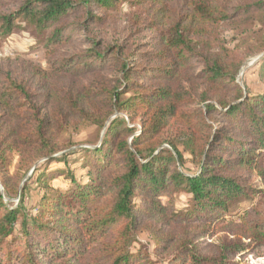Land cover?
Segmentation results:
<instances>
[{"label":"trees","instance_id":"16d2710c","mask_svg":"<svg viewBox=\"0 0 264 264\" xmlns=\"http://www.w3.org/2000/svg\"><path fill=\"white\" fill-rule=\"evenodd\" d=\"M122 9L154 35L146 49L90 37ZM250 13L264 17V0H20L0 14V37L27 22L48 64L0 63V264H242L264 248V211L232 215L263 196L264 93L238 87V65L201 41ZM77 43L89 47L69 54ZM83 125L100 136L92 148L58 142ZM169 127L196 172L175 143L162 152ZM8 151L24 173L10 174ZM30 157L45 162L22 182ZM140 233L150 252L133 251Z\"/></svg>","mask_w":264,"mask_h":264},{"label":"rangeland","instance_id":"374dc122","mask_svg":"<svg viewBox=\"0 0 264 264\" xmlns=\"http://www.w3.org/2000/svg\"><path fill=\"white\" fill-rule=\"evenodd\" d=\"M20 0H0V14L8 13ZM135 16L134 12L128 9L117 10L110 12L108 20L105 24L96 29L95 37L102 42L101 50H105L110 46L123 47L125 55L132 54L139 49H146L147 44L152 41V32L144 30L143 26H136L132 23V18ZM15 29L7 37H0V63L1 66H6L9 61L15 59L30 61L35 65L48 69V64L45 59V51L41 45L37 43V34L33 28H30L27 22L18 21L15 24ZM197 39V38H195ZM201 41L209 45L213 52H218L228 56L232 65H238L234 83L248 91L251 94H263L264 83L259 77L262 69L261 63L264 57V52L261 48L264 46V17L258 14L250 13L248 15L237 17L230 23L224 25L213 26L209 32L201 38ZM89 47L85 43H77L67 49L69 54L82 52ZM125 119H127L125 117ZM217 124V123H216ZM139 128L141 121L137 119L133 124ZM178 128L169 127L163 131L162 139L165 140L162 147V152L166 154L174 153L171 148V143H175L178 152L183 155V170L186 173H194L197 170L195 163L190 156L183 154V147L179 142H175L178 136ZM97 129L90 125H83L77 130L67 129L58 139L61 145H72V149L92 148V144L96 143L98 138ZM1 141V139H0ZM11 154L12 163L10 166V174L24 173L19 169L21 157L15 153L8 151ZM31 156L34 157V155ZM78 155L71 157L77 158ZM79 157V156H78ZM28 159V158H27ZM30 164L34 163L33 158L30 157ZM45 161L40 160L35 162L29 170L25 173L22 182H26L32 175L35 167L43 166ZM79 162L68 163L70 169L74 170L76 178L83 177L85 169L79 168ZM63 168L61 164H51L49 169ZM83 177L82 179H84ZM257 182L259 180L256 178ZM31 186H34L31 182ZM54 187L65 186L63 178L54 179L52 182ZM263 185V184H262ZM263 196L256 200L254 205L249 203H242L232 208V215L235 217L244 209L251 207H258L259 210L264 211V186H261ZM31 204L37 202L39 194L31 191L29 194ZM17 199H11L8 204L13 205ZM7 202L8 199L5 198ZM153 246L152 238L146 233H140L136 236L133 245V251L141 249L150 252ZM242 264H264V248L257 249L254 254L246 256Z\"/></svg>","mask_w":264,"mask_h":264}]
</instances>
